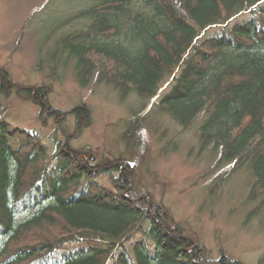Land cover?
<instances>
[{
	"label": "trees",
	"instance_id": "trees-1",
	"mask_svg": "<svg viewBox=\"0 0 264 264\" xmlns=\"http://www.w3.org/2000/svg\"><path fill=\"white\" fill-rule=\"evenodd\" d=\"M69 1L75 8L48 29L59 34L54 63L71 59L81 85L96 74L121 98L157 97V114L196 125L200 149L248 171V198L264 208V0ZM5 84L0 67V89ZM17 87L33 102L43 96L38 101L49 108L41 87ZM4 111L0 264H242L224 254L212 259L184 237L135 185L130 162L82 156L65 133L66 112L49 108L48 136L10 124ZM67 114L77 129L88 123L85 105Z\"/></svg>",
	"mask_w": 264,
	"mask_h": 264
},
{
	"label": "rangeland",
	"instance_id": "rangeland-1",
	"mask_svg": "<svg viewBox=\"0 0 264 264\" xmlns=\"http://www.w3.org/2000/svg\"><path fill=\"white\" fill-rule=\"evenodd\" d=\"M69 2L0 0V67L9 79L0 89V106L10 124L53 136L49 108L67 113L76 104L85 105L89 118L84 126L77 129L69 114L61 117L82 156L93 163L130 162L135 185L210 258L224 254L242 264H264V208L248 198L251 178L245 168L219 160L211 148L200 149L196 125L182 128L157 114V97L121 98L96 74L81 85L71 59L54 63L57 54L51 48L59 34L49 35L48 29L75 8ZM69 28L63 27V34ZM171 79L160 83V94ZM19 85L41 87L49 108L38 101L43 96L34 102L26 98L17 91ZM134 112L139 125L130 132ZM99 182L107 185L103 178Z\"/></svg>",
	"mask_w": 264,
	"mask_h": 264
}]
</instances>
